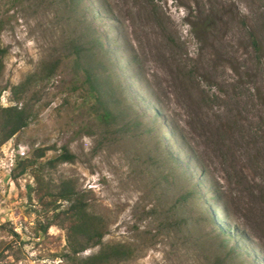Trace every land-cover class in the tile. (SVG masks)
Listing matches in <instances>:
<instances>
[{"label":"rangeland","instance_id":"rangeland-1","mask_svg":"<svg viewBox=\"0 0 264 264\" xmlns=\"http://www.w3.org/2000/svg\"><path fill=\"white\" fill-rule=\"evenodd\" d=\"M0 28L1 106L57 67L30 84L34 119L0 148V247L18 258L0 264H61L66 235L37 229L34 174L11 173L16 158L62 147L76 159L47 167L44 184H74L107 225L103 242L134 244L120 264H264V0H0ZM95 33L114 78L103 104L69 57Z\"/></svg>","mask_w":264,"mask_h":264},{"label":"trees","instance_id":"trees-1","mask_svg":"<svg viewBox=\"0 0 264 264\" xmlns=\"http://www.w3.org/2000/svg\"><path fill=\"white\" fill-rule=\"evenodd\" d=\"M64 1L68 5L75 6L80 0ZM209 24L206 21L202 22L197 26V29H208L210 27ZM253 44L259 49L255 38H253ZM71 48L73 51L69 57L75 60L73 63L78 71L82 69L85 75L84 82L87 83L89 91L88 94L91 97H96L103 104L101 93L105 85L113 81L114 78L110 72L111 65H104L99 61V56L102 54L104 57L109 58V52L105 50L101 37L98 33H95L87 43L73 42ZM6 54L7 50L2 47L0 37V77L5 68ZM109 60L111 62L110 58ZM56 68V66H52L49 73L45 76L37 78L38 74H34L22 84L11 88L12 101L16 104L7 107L0 105V148L20 131L27 128L34 119V106L32 107L26 101L27 93L31 90L30 84L43 82L45 79L53 77ZM41 73H45V69L41 70ZM98 116L104 122H108L112 118V113L109 109L101 107V112L98 113ZM47 150L50 149L37 148L33 156L29 158L22 160L16 158L11 176L13 180L17 181L28 172L34 174L36 180L35 188H31L30 185L27 187L30 194L34 192L44 214V218L37 223V229L42 234L47 235L50 227L58 226L66 235V247L57 256L61 258V264H120L135 257L137 249L132 243L105 244L103 242L104 230L107 225L103 224L100 217L90 212V204L86 201L85 195L79 192L74 184L64 181L55 190L44 184L43 172L47 167L56 168L60 164L71 163L76 159L75 155L66 147H62L59 154L45 162H41L45 158ZM177 162L174 157H170L171 165L178 167ZM164 178L166 180L171 179L169 176H164ZM62 202L67 204L61 206ZM206 206L210 207L208 204ZM178 227L181 229L180 224ZM227 232L228 230L221 233L226 234ZM97 246H100L97 253L84 258L80 257L87 249ZM3 249H5L4 252L0 247V259L4 258L3 255L6 251L13 256L15 255L11 244L5 245ZM232 252L235 253V248H233ZM16 261H18V258L15 255Z\"/></svg>","mask_w":264,"mask_h":264}]
</instances>
